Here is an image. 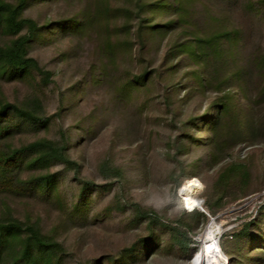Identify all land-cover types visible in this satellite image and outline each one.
I'll use <instances>...</instances> for the list:
<instances>
[{"label":"trees","instance_id":"obj_1","mask_svg":"<svg viewBox=\"0 0 264 264\" xmlns=\"http://www.w3.org/2000/svg\"><path fill=\"white\" fill-rule=\"evenodd\" d=\"M39 4L59 6L57 16L43 21L30 16ZM255 30L264 32V0H0V80L27 81L41 90L13 102L0 89V264H69L75 255L62 232L70 224L91 221L94 204L106 195L114 196L113 203L93 216L94 223L106 221L113 211L130 210L131 230L146 232L148 221L158 214L142 203L124 202L132 180L128 169L116 164L109 151L94 168L85 150L75 157L79 141L87 145L96 140L123 110L130 113L127 129L135 139L150 121L154 104L173 115L169 123L177 134L164 148L165 157L178 179L192 170L216 174L207 200L211 215L229 203L224 201L232 192L244 197L264 189V176L255 178L252 163L236 154L242 145L264 140V44L252 42ZM67 41L79 47L91 44L90 63L83 80L66 89L69 109L61 93L58 109L48 114L42 90L57 84L66 71L50 70L34 53ZM70 60L66 52L58 58L67 68ZM92 89L105 92L111 108L89 126L79 122L82 134L76 140L60 122ZM192 102L193 109L205 103L204 111L182 118V107ZM29 130L47 135L18 142ZM194 152L198 157L188 161ZM140 162L148 175L146 154ZM65 176L72 179L68 190ZM100 179L103 184H97ZM15 199L53 204L66 219L48 230L33 211L19 216ZM261 213L234 233L227 264H264V209ZM207 222V215L198 211H183L176 219L194 235ZM184 236L185 241L171 244L172 253L193 251ZM161 254L145 234L120 248L104 247L103 254L86 264H148Z\"/></svg>","mask_w":264,"mask_h":264},{"label":"rangeland","instance_id":"obj_2","mask_svg":"<svg viewBox=\"0 0 264 264\" xmlns=\"http://www.w3.org/2000/svg\"><path fill=\"white\" fill-rule=\"evenodd\" d=\"M59 9L56 4H52V6L39 4L31 11L30 16L43 21L46 17L55 18ZM239 22L243 23L242 18ZM75 42L67 41L45 47L41 46L34 53V56L38 58L42 65L47 66L50 70H56L59 74L63 69L66 71L64 77L59 75L57 84L50 85L42 90L43 94L41 96L44 99L48 114H53L58 109L62 98L61 93L66 96L65 103L69 109L71 94H68L66 89L70 84L83 80L84 71L87 70L90 63L92 45L86 42L84 46L79 47ZM252 42L257 45L264 44V32L255 30L252 35ZM64 52L70 54L69 68L58 61V58ZM73 52H75L74 55ZM0 89L7 99L13 102H20L32 93L41 92L35 85L33 86L27 81L0 80ZM91 91L85 102H78L76 109L69 111L68 116L60 122L61 125L70 128L72 137L76 140H79L78 138L82 134L77 127L79 122L83 123L84 126H89L92 124L93 118H95L94 122L97 119L101 120L102 113L108 107L111 108V103L105 92H98L96 89ZM183 94L184 91L181 96ZM81 97L82 94L79 93V98ZM193 103L182 107V118L202 114L206 104L202 103L201 108L196 106L193 109ZM154 105L152 110L148 112L150 121H146L144 128L142 131L140 130L143 137H139L137 133L135 139L131 131L127 129V120L131 117L129 111L123 110L122 113H118L109 120L96 140L87 145L82 144L86 140L79 141L78 143L81 144H76L75 157L78 158L79 154L85 150L84 154L89 158V165L94 168L95 164L109 151L116 164L126 167L128 175L132 178L130 184L126 185L127 198H124V202L132 200L136 203H142L144 207L155 210L158 215L153 216L148 221L146 232L143 228L131 230L129 226L132 219L130 210L126 213L113 211L112 216L108 217L106 221L101 220L94 223L93 216L102 213L107 206H110L113 203L114 196L106 195L102 200L97 199V203L93 206V212L90 214L91 221L77 226L70 224L69 229L65 233L62 232V239L66 240L70 252L73 256L75 255V258L69 259V264H79L80 260L86 264L103 254L104 247H108L109 250L120 248L126 242L134 239L135 236L145 234L155 245L159 246L162 252L158 257L151 258L148 264H194L196 256L201 253L204 256L203 264H227L229 255L232 253L229 241L234 233L261 216L264 209V189L244 197H240L242 195L240 192H232L225 199L224 202L229 203L223 209L215 215L209 213L207 200L212 192L216 174L211 171L197 175V172L192 170L181 179H178L179 173H172V163L170 159L165 157L164 148H167L170 137L177 134L169 123L174 117L169 113L167 114L160 104L156 103ZM196 110H199V112L197 113ZM56 132L57 126L52 128L50 135L55 136ZM193 134L198 137V133L194 132ZM45 135H47L45 131L29 130L20 135L17 141H33L37 137ZM130 136L131 141L124 140L125 137L129 138ZM141 146H144L143 151ZM144 154L147 156L149 165L148 175L146 176L143 174L140 162L141 156ZM236 154L243 161L252 163L255 178L264 176L263 139L256 142L255 145H242L236 150ZM197 157V152H194L187 160L192 161ZM57 169L61 168L58 167ZM89 170L91 171L92 168L90 167ZM63 181L66 190H68L72 186V179L70 176H65ZM177 183H179V186H177ZM191 183L197 185L193 194L194 198L204 202V211L198 209L194 211L202 212L208 217V222L199 235H194L176 223V219L183 211L193 212L185 209L184 200L186 196L182 193L183 188ZM97 184H103V180H98ZM237 197L239 199L236 200ZM14 203L19 216H24L26 212L33 211L34 214H39L44 219V225L48 230L66 219L62 214L63 211L53 204L40 201H32L31 203L27 199H15ZM209 229H211V236L206 235ZM184 235L190 239V247L193 251L172 253L169 247L176 239L185 241ZM221 243L227 257L221 249Z\"/></svg>","mask_w":264,"mask_h":264},{"label":"bare ground","instance_id":"obj_3","mask_svg":"<svg viewBox=\"0 0 264 264\" xmlns=\"http://www.w3.org/2000/svg\"><path fill=\"white\" fill-rule=\"evenodd\" d=\"M197 184V182H196ZM194 183L188 184L187 186H185L182 190V193L184 194V196H186L185 198V202L188 205L189 208H192L194 206H197L198 208H201L202 206V202H200L199 200L195 199L193 194L195 192V189L197 188V185ZM207 236H211V229H209L206 233ZM203 254H198L194 260V264H203ZM226 263H227V259H226Z\"/></svg>","mask_w":264,"mask_h":264},{"label":"built area","instance_id":"obj_4","mask_svg":"<svg viewBox=\"0 0 264 264\" xmlns=\"http://www.w3.org/2000/svg\"><path fill=\"white\" fill-rule=\"evenodd\" d=\"M196 199V198H195ZM198 200V199H197ZM200 202H202V206H201V208H198L197 206H194V207H192V208H189L188 207V205L186 204V202H185V200H184V206H185V209H187L188 211H194V210H202V211H204V209H203V205H204V202L203 201H201V200H199Z\"/></svg>","mask_w":264,"mask_h":264}]
</instances>
